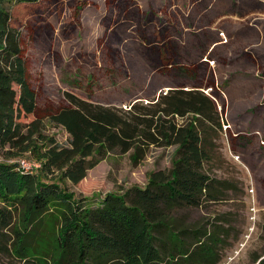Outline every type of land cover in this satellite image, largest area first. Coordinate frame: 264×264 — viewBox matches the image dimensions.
I'll list each match as a JSON object with an SVG mask.
<instances>
[{
  "label": "rangeland",
  "instance_id": "obj_1",
  "mask_svg": "<svg viewBox=\"0 0 264 264\" xmlns=\"http://www.w3.org/2000/svg\"><path fill=\"white\" fill-rule=\"evenodd\" d=\"M13 25L37 95V110L20 121H44L63 145L70 135L49 117L67 105V92L124 109L169 89L209 94L223 126H200L210 154L204 172L217 181L216 198L172 208L171 220L179 230L219 236L218 264H257L264 253V0H39L16 7ZM164 30L174 42L161 68L158 45L148 42ZM175 158V146L153 147L138 166L130 154L110 153L80 183L64 186L95 204L144 188ZM21 160L39 165L29 155L15 162ZM0 264L26 262L1 255Z\"/></svg>",
  "mask_w": 264,
  "mask_h": 264
},
{
  "label": "trees",
  "instance_id": "obj_2",
  "mask_svg": "<svg viewBox=\"0 0 264 264\" xmlns=\"http://www.w3.org/2000/svg\"><path fill=\"white\" fill-rule=\"evenodd\" d=\"M38 2L0 0V256L26 264H218L219 236L179 230L170 216L172 208L216 198L200 129L206 122L222 130L215 100L200 89L176 88L124 109L67 92V105L49 119L68 132V145L42 120L21 122L37 110V95L13 10ZM172 146V169L152 172L144 188L93 204L64 186L80 183L110 153L130 154L138 166L153 147ZM26 155L38 170L15 162Z\"/></svg>",
  "mask_w": 264,
  "mask_h": 264
},
{
  "label": "flooded vegetation",
  "instance_id": "obj_3",
  "mask_svg": "<svg viewBox=\"0 0 264 264\" xmlns=\"http://www.w3.org/2000/svg\"><path fill=\"white\" fill-rule=\"evenodd\" d=\"M152 20H154V19H152ZM168 33H169L168 30H164L162 32H159L158 36L156 35L154 41L152 40V41L148 42L150 45H154V44L158 45V50L160 52V61L158 63V66L161 68H166L168 66L170 58L167 57L164 59L162 57V55H163L164 51H166L168 53V49L171 48L172 43L174 42V41L170 40L172 38L171 36L166 37V35ZM181 35H182V33H181ZM160 38H162V41ZM223 43H225V41H222V40L215 42L213 45H211L210 51L213 50L215 47L222 45ZM183 44H185V43L183 42ZM181 48H183V47H181Z\"/></svg>",
  "mask_w": 264,
  "mask_h": 264
},
{
  "label": "built area",
  "instance_id": "obj_4",
  "mask_svg": "<svg viewBox=\"0 0 264 264\" xmlns=\"http://www.w3.org/2000/svg\"><path fill=\"white\" fill-rule=\"evenodd\" d=\"M20 165L24 169L32 170V171L36 170L37 167H40V164L39 165H35V164H32L30 161H25V160H21L20 161Z\"/></svg>",
  "mask_w": 264,
  "mask_h": 264
},
{
  "label": "water",
  "instance_id": "obj_5",
  "mask_svg": "<svg viewBox=\"0 0 264 264\" xmlns=\"http://www.w3.org/2000/svg\"><path fill=\"white\" fill-rule=\"evenodd\" d=\"M169 90H170V89H169ZM169 90H168V91H169ZM263 258H264V257H263ZM257 264H259V262H258Z\"/></svg>",
  "mask_w": 264,
  "mask_h": 264
}]
</instances>
